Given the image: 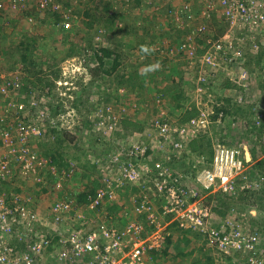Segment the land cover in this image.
I'll list each match as a JSON object with an SVG mask.
<instances>
[{
	"label": "rangeland",
	"instance_id": "1",
	"mask_svg": "<svg viewBox=\"0 0 264 264\" xmlns=\"http://www.w3.org/2000/svg\"><path fill=\"white\" fill-rule=\"evenodd\" d=\"M18 1L26 0H12V8L20 11L23 6ZM71 1L77 11L84 8V4L80 3L84 0ZM168 1L170 0H142L140 5H134L127 11L124 10V4L119 3L123 10L117 19L121 17L123 19L117 26H126L127 33L121 32L117 35L108 29L104 33L105 27L101 29L84 27L81 29H85L81 32L82 38L77 37L73 40L76 44L70 39L68 42H61L62 38L65 39L62 35L66 31L61 28L59 30V27L64 21L55 24L42 19L49 16L48 9L35 8L37 15L32 14L28 18L25 14L18 16L10 12L9 4L0 3V79H5L6 85L10 83L11 77L15 83L21 84L22 81L26 85L35 84L33 93L28 95V103L17 102L20 95L17 92H1L4 95L3 98L0 96V158L8 161L10 166L8 169L12 172L7 179L0 180V186L6 192L32 194L30 190L33 188V182L38 174L42 173L38 169L43 167L41 178L45 187L37 185L33 188L31 207L46 217L44 230L52 238L55 236L54 242L57 238V228L64 231L80 222L73 211L70 213L71 216L68 215L61 222H55L53 207L57 202H69L76 211L82 210L79 213L90 218L92 224L104 221L123 230L131 224L132 233H135L142 224L145 232L150 234L152 229L148 218L150 214L157 215L153 216L154 221L162 215L168 217L164 213L167 199L162 194L159 196L158 186L170 184L169 173L181 171L185 176L182 182L186 183L187 188L196 187L199 184L198 171L211 161L213 145L217 142L245 147L242 156L247 158L249 171L244 181L248 182L247 188L250 190L261 186L260 178L264 179V145L258 140L257 145L253 143L254 132L260 134L261 131L253 126L254 121L258 119L257 116L261 117L264 123V47H258V43L251 44L246 49V46L244 47L243 55H246L247 67L255 69L244 77L246 70L237 73L239 70L236 67L237 59L229 58V49L211 51L210 56H207L203 51L197 52L195 48L191 49L185 43H181L187 28L180 31L174 28L171 30L174 25L184 27L189 17H191L189 25L195 24L196 27L203 28L204 25H199V20L206 14L205 11L216 4L215 0H186L192 7L196 3L198 5L194 7L196 10L189 9L192 11L189 12L191 16L187 15L188 8L182 4L176 12L171 14L170 11L171 15L166 14ZM199 9L203 12H199ZM243 27L237 26V29L229 27L223 36L237 33L240 40L248 38L240 35L243 33L250 38L249 29L246 28L247 32ZM2 32L12 35L8 39H3ZM256 33H259L258 39L264 41V30H258ZM33 36L39 40V46L44 45V48L42 47L33 57V60L37 61L36 66L24 69L25 65L20 61L21 55L13 53L11 48L16 49L22 40H31ZM118 42L127 45L119 48ZM143 44L154 46L155 52L145 56L140 51ZM102 46L119 50L122 68L118 66L119 68L114 71L112 61L107 65L108 72L111 73L104 72V68L91 67L95 50ZM240 47L237 46L236 50ZM246 50H249L248 54ZM206 58L214 61H208ZM45 59L48 61H43ZM156 62L161 65L160 70L147 75L141 74L147 65ZM241 62L240 59L238 64ZM246 63L243 67H246ZM131 64L132 66L143 64L140 70L135 68L140 77L136 75L139 79L131 80L127 84L130 87L120 86L123 80L122 73L129 76L127 69ZM172 76L182 80L184 94L179 87L168 95L160 92L161 87L165 88L170 84ZM228 79L234 80L238 87L228 85ZM3 84L1 83V86ZM21 105L27 108L23 110L20 108ZM24 113L29 114L27 120L21 117ZM30 124L37 126L35 128L40 133H31L32 135L26 138L21 134V130L24 126L25 129H29ZM165 126L167 130L163 129ZM8 132L12 135L10 138L12 140L3 142V137ZM263 134L261 136H264ZM83 140L89 143L88 148L83 146L82 150L76 149L74 146ZM141 142L146 147L155 145L156 148L167 150L165 153H153L143 158L141 155L128 154L130 146L141 145ZM206 142H210V145L206 146ZM176 143L182 145L177 147ZM201 145L206 146L208 150L206 149L207 151L200 156L195 148ZM55 149L60 154L61 166L77 164V169L81 171V174L74 173L70 176L67 184L55 183V179L49 177L52 175L45 171L44 166L49 163L50 166L53 165L49 152H54ZM102 153L108 154L107 163L100 164L99 169L92 170L91 159L104 155ZM114 156L118 159H114ZM259 161L263 162V166H256ZM142 162L149 169L160 164L169 173L164 172L160 180H156L158 175L156 172L147 173L148 175L145 173L146 178L142 176L141 179L138 176L131 180L128 176L131 173L129 171L138 170L137 166ZM35 163L39 167L36 168ZM90 170L93 171L91 176L93 180H99V177L103 176L102 179L107 180L106 183H111L112 186V181H118L122 173L128 176V184L119 181L122 185L117 191L121 189L124 195L120 194L119 202L122 201L117 204V209L110 208L111 205L114 206V202L95 208L89 205L90 200L79 205L76 203L75 194L84 191L82 185L85 174L88 171L91 173ZM182 182L179 183L180 186ZM263 191H258L255 196L254 192L245 194V197L239 194L234 198L233 206L222 205L216 196L211 197L208 194L204 197V194L200 193V197L203 198L201 203L207 207L210 205L214 207L213 228L219 230L218 226L223 223L226 230H233L236 221H241L245 229L237 240L245 242V246L236 250L237 247L234 245L232 250L226 252L215 243V239L197 233L186 223L182 225L178 220L168 218L167 225L161 228L163 233L166 231L171 235L172 242H168L167 238L164 240L162 245L164 248L167 244L170 245L159 255V263L264 264ZM37 204L40 205L37 207ZM252 218L254 220H251ZM252 235L255 240L252 239ZM237 240L235 243L237 242L238 246ZM248 240L255 242L253 249H246ZM210 253H213V257ZM56 254V251L55 253L47 251L42 264H57L59 258H55Z\"/></svg>",
	"mask_w": 264,
	"mask_h": 264
},
{
	"label": "built area",
	"instance_id": "2",
	"mask_svg": "<svg viewBox=\"0 0 264 264\" xmlns=\"http://www.w3.org/2000/svg\"><path fill=\"white\" fill-rule=\"evenodd\" d=\"M178 1H181L183 7L188 8V11L192 8L186 0ZM215 1L216 4L213 7H225L224 12L231 20V29H237V26L239 27L241 24L259 27L264 22V0ZM39 3L41 8L47 9L54 2L39 0ZM53 6L56 9L61 7L57 3ZM238 38L240 37L237 33H229V35L222 36L213 42L217 47H221L223 44H220L219 41L231 45ZM206 60L213 61L208 58ZM1 90L3 93L11 91L5 83ZM35 127L37 128L34 124H30L29 129H25L26 126H24L21 134L27 138V136L32 135L31 133H40ZM163 129L167 130V126ZM11 137L10 132L6 133L3 142L12 140ZM26 141L27 139L24 140L25 143ZM181 145L180 143L175 144L177 147ZM151 147L156 148L155 145ZM146 149L145 144L134 145L128 154L141 155L143 158V156H146ZM245 149L241 146H231L221 142L215 143L212 159L207 165L199 169L197 174L199 184L192 189H185L179 185L182 174L174 177L160 164L149 169L142 162L138 164V170L132 169L129 171L131 173L128 176L131 180L138 176L141 179L142 176L146 178L147 173L154 172L158 173L157 176L155 175L156 180H160L159 178L164 172L169 173L171 177L170 184L158 186L159 196L162 194L167 199V203L164 205V213L168 217L165 218L162 215L154 221L153 216L157 215L150 214L148 218L151 221V235L145 232L142 224L141 227H136L137 231L135 233L131 232V224L125 230L106 224L104 221L96 225L92 224L90 218L79 213L82 210L76 211L69 202H57L53 207V220L55 222H61L68 215L71 216L70 213L73 211L81 223L78 222V225L68 227L64 231L57 228V238L54 242L55 236L52 238L44 230L46 217L37 209L31 207V198L14 192L8 194L0 186V264H42L47 251L53 253L56 251L55 258H59L60 262L89 257L87 264H157L150 254V250L162 247L164 240L168 237L169 233L166 231L163 233L161 228L165 224L167 225L168 218L176 219L182 225L186 223L187 226L194 228L197 233L206 234L211 239H215V243L226 252L232 250L234 245V247H237L236 250H239V247L245 246V242L241 243L237 240L242 235V231L236 228L226 230L222 224L218 226L221 230L213 228L214 212L210 209L211 207L209 208L201 203L203 198L200 197V193L204 194L205 197L208 194L236 192L247 187L249 184L244 180L247 177L249 165L246 156H242ZM114 159L118 158L114 156ZM28 164L29 162L26 163V165ZM131 166L134 167L132 163ZM8 167H10L8 161L5 158H0V180L7 179L12 172L9 171ZM128 176L122 173V177L120 176L118 181H112L114 187L111 183H106V180L105 184L98 189L96 195L90 200L89 205L95 208L119 200L120 194L117 189L122 185L119 181L128 184ZM252 239L255 240L253 235ZM235 240L238 241V246ZM246 243V249L254 248L255 242L248 240Z\"/></svg>",
	"mask_w": 264,
	"mask_h": 264
},
{
	"label": "trees",
	"instance_id": "3",
	"mask_svg": "<svg viewBox=\"0 0 264 264\" xmlns=\"http://www.w3.org/2000/svg\"><path fill=\"white\" fill-rule=\"evenodd\" d=\"M57 1L60 2L61 5L60 4L59 5L61 7L56 9L53 6V4H55V3H52V6L47 8L48 9L47 12H50L48 14L49 16L48 17L44 16V18H42V19L44 21L49 20L51 22H54L55 24H57L59 21H64L62 23V25L59 27V30L61 28V30L66 31V33H63V35H62L63 37H65V39L62 38L61 42L65 43V42H68L67 41L68 39H70L73 44H76L73 41L74 39H77V37L82 38L83 34H81V32L84 31L85 29L84 30H81V29H83L84 27H86V28H88V27H94V28L100 27V29L102 27H105L104 33L108 29L109 31L113 30V33H116L117 35L119 33H121V32L127 33L128 29H127L126 26H121V25L117 26V25H119V21L121 22L122 19H123L122 17L119 20L117 19V18H119V16L121 15L120 13L123 10L122 9V5H119V3L120 4H124V6H125L124 10L127 11L128 9L133 8L134 5H140V3L142 2V0H84V1L80 2L81 4H84V8H82V10H79L80 11L79 12L73 6L72 1L71 2H70V0H68V1L57 0ZM18 2L20 4H22V6H23V9L20 10V11H17L16 8H15L16 10L14 8H12V6H11L12 0H8V1L0 0V3L2 5L9 4L10 12H13V13H15L18 16H20L22 14H25V15H27L28 18L32 14L33 15L36 14L37 10L35 11V8L36 9L37 8H39V9L41 8L39 0H29V1L26 0L25 2H22V1L21 2L18 1ZM50 2H53V1L50 0ZM58 2H57V4H58ZM180 4H182V2L178 1V0H170V1H168L167 7H166L167 9L165 8L166 14L171 15L174 11L176 12V9H179ZM196 6H198L197 3L193 5L192 9L196 10V8H194ZM157 9L162 11V9H160V8H157ZM43 10H46V8H44ZM224 10H225V7L219 6L217 8L216 7L209 8L207 11H205L206 14H204L202 19L200 18V20H199V25H204L203 26L204 28H201L200 26L196 27L195 24H193V25L190 24L189 25L188 21L191 20V17H189V18H187L188 20L186 22V25H184V27H178V26L174 25V26H172L171 30L174 28V30L180 31V29L187 28L186 29L187 32L185 33V36L182 37L183 40H181V43H185L191 49L195 48V50L197 52H198V50L199 51L201 50L207 56H210L209 54L211 53V51H222V50L226 51V49H229L228 56H229L230 59L233 58V57H236L237 60H235V61L237 62V64H238L240 59L242 60L241 64H238V65L236 64V67L239 68L237 73L240 74L239 72H242L243 70H246V73L244 75H249V73L254 71L255 69L250 67L249 65L248 66L250 67V69H248L249 67H247V63H246V60H245L246 59V55L245 54L243 55V49H244L245 46H246L245 47V49H246L247 47H249L251 44L253 45L254 43H256V44L258 43L257 44L258 47L259 46H263L264 47L263 39L262 40H260V38L258 39L260 32L256 33V32H258L257 31L258 29H260V31H262V29L264 30V22L259 27H255V26H252V25L241 24L240 26H244L245 27V28L243 27L244 30L247 31V29H249L250 38H249L248 35H245V34L241 33L240 35L247 36L248 38H244V40H238L240 38L235 39L234 40L235 42L232 43L231 45H229V43H226L224 41H219L220 44H223V46L217 47L214 44L215 42H213V41L221 38L224 35V33L226 32V30L229 27H231V20L227 17V15L225 14ZM163 11H164V9H163ZM170 11H171V14H170ZM198 11L202 12V10L200 11V9ZM189 12H192V11H188L187 12V15L191 16L192 14H190ZM124 20H126V19H124ZM175 20L176 21H174V22L176 23L177 22V18L176 17H175ZM67 24H70V25H67ZM255 28H258V29L256 30ZM1 34H2L1 38H3V39H8L12 35V34H7V33H3V32ZM25 36H28V35L25 34ZM197 36H198V38L196 39ZM38 43H39V40L36 37L33 36V37H31V40H28V39L27 40L26 39L22 40L18 44V46L16 47L17 50L14 49L13 47L11 48L13 50V53H15V54L19 53L21 55L20 61L22 63H24V65H25L24 69L25 68L27 69V67H29V69H30V68L36 66L37 61L35 59L33 60V57L35 56L36 52L41 51L42 47L44 46V45L39 46ZM69 44H71V42H69ZM125 45H127V44L118 42V47L119 48H122ZM228 45H229V47H228ZM237 46H241V47L238 50H236ZM21 48H22V50H21ZM73 48H74V46H73ZM256 49H257V47H256ZM95 51L96 52H95V54L93 56L94 59L92 58L91 64H90V65H92L91 67L93 69H95V68H104L105 69L104 72L111 73V72H108V68H107V65L111 61H112L111 63L113 64L112 67H113L114 71L117 69L118 66L122 68V62H121L122 58H120V54L118 52L119 50H114L113 48H110L108 46L107 47L102 46V47L96 49ZM247 51H249V50H246V52ZM261 52H262V50H261ZM248 53L249 52H247V54ZM238 55H240V59L239 60H238ZM243 60H244V62H243ZM261 60H262V58L260 56L259 57V61L261 62ZM43 61H48V59L47 60L45 59ZM245 63H246V67H243V65ZM142 65L143 64H139L137 66H134V65L132 66V64H131V67L128 66L129 67V69H127L129 71L128 74H130L132 76H130V75L127 76L125 73H122L123 74V80L121 81V83L119 85L120 86H127V87L129 86L130 87V85H127V84H129L131 80H134L135 78L139 79L138 77H136V75L137 76H139V75L136 73V71H135L136 69L135 68H137V69L142 68ZM217 66L214 65V67H217ZM263 76H264V73H263ZM172 77L173 78H171L170 84L166 85L165 88L161 87L160 88V92L164 93V95H168V94H171L169 92H171V91L174 92V90L178 89V87H179L181 89L182 94H184V92H183L184 88L182 86V80L180 81L175 76H172ZM12 78L13 77H11V79H10V83L8 84V87L11 90V93L12 92H17V93L20 94L19 97H17L16 101L19 102V103H23V102L28 103V101H27L28 95L33 93V91H34L33 87H34L35 84L32 83V84H29V85L27 84L26 85L21 80H20L21 84H20V82L19 83L18 82L15 83V81H13ZM228 81H229L228 85L232 86V84H233V86H237L234 83L235 82L234 80L230 81L228 79ZM0 82L3 84L5 82V79H0ZM1 83H0V87H2ZM1 92H2V90L0 89V96L3 98L2 95H4V94H2ZM26 92H27V94H26ZM170 99L173 100V98H170ZM252 107H253V105H252ZM20 108L24 110L27 107L24 106V105H21ZM21 117H23L24 120H27L29 118V114L24 113V114L21 115ZM257 117H258V119H256L254 121V126L253 127L256 128L257 130H261V131H260V134H259V132H257V134L254 132L255 135L253 136L254 137L253 143L255 145H257L256 141L258 140V141H260L262 143V145H264V140L262 138L263 136H261L264 133V123H263L261 117H259V116H257ZM5 128H7V126ZM63 143H64V141H63ZM141 144H143V143L141 142ZM205 145L209 146L210 142H206ZM83 146L88 148L89 143L87 141L83 140L80 144H76L74 147L76 149H78V150H82V149H84ZM183 146H184V144H183ZM206 146H203V145L198 146V147L195 148V150L198 151L200 153L199 155L201 156V155H203V153H205V151L208 150V148ZM131 148H132V146H130V148H128V150H127L128 153H129ZM175 148H177V147H175ZM165 150H167V149L166 148L165 149H163V148H155L154 149L151 146H147V149L145 150V154H146V156H149V155H153V153H156V154L165 153L164 152ZM186 151H187V149H185V151H184L185 154H186ZM87 154H88V152H87ZM102 154H104V153H102ZM170 154H172V153L170 152ZM49 155L51 156V163L53 165L50 166V163H49L46 166H44V168H45V171H48V173L52 175V176H49L50 179H55V183L59 182V183H62V184H67L68 179H70V176H72L74 173L81 174V171L79 170V168L77 169V164L76 165L73 164V166L70 165V164H64V165L61 166V164H60L61 157L59 156L60 154L57 151V149H55L54 152H49ZM107 155L108 154H104V155H101V156L98 155V157L92 158L91 159V165H90V166H92L91 169L92 170H96V168L99 169L100 168V166H99L100 164L107 163V159L109 158V156H107ZM172 157H174V156H172ZM259 162H257L256 166H263V162H260V163ZM55 165H56V170H55ZM34 166L36 168L39 167L36 163H35ZM36 168H32V170H34ZM263 169H264V166H263ZM38 170L40 172H42V173L44 171L42 166ZM42 173L38 174V176L35 178V180L33 182V185H32L33 188H35V186H37V185H41L42 188L45 187V185H44L45 183H43L44 180L41 178L42 177ZM171 173L173 174L174 177H177L180 174L183 175V172H181V171L171 172ZM92 174H93V171H91V173H89V171H88L85 174L86 177H85L84 183L82 185V189H84V191H78L77 192L78 194H75V196L78 198V199L75 198L76 203L78 205L83 203V202H86L87 200H91L96 195L98 189L102 185L105 184V181L103 180L104 179L103 176H100L99 180L98 179L93 180V177L91 178ZM184 180H185V176L183 175V177H181L179 183L184 181ZM260 183H261V186L257 187L259 190L257 188H255V190H253V189L250 190L247 187H244V189L241 190V192L240 191H236V192H231V193H215V194H210L209 196H211V197L212 196L213 197L216 196L219 199L220 204H222V205H224V204L225 205L226 204L230 205L231 204L230 206H233L234 198H236L239 194H241V196L245 197V194H249V193H253L254 192L253 194L255 196L258 193V191L264 190V188H263L264 187V179H263V177L260 178ZM62 184H61V186H62ZM181 185L185 189H190L189 187L187 188V185L184 182H182ZM123 186L125 187V185H123ZM33 188H32V190H33ZM32 190H30L32 194H30V193L27 194L26 193L24 195L26 197H30L32 199V197H34V196H32L33 193H34ZM44 190H46V189L44 188ZM118 191H119V194L124 195L121 189H119ZM249 191H251V192H249ZM27 192H28V189H27ZM7 193L10 194L12 192H7ZM14 193L19 194L18 192H14ZM263 195L264 194H262V198L264 200V196ZM9 198H10V196H9ZM120 198H121V196H120ZM255 199L257 200V198H255ZM253 201H254V199H253ZM120 202H119V200H115L114 201V206L111 205L110 208L117 209L116 208V207H118L117 204H119ZM31 203H32V201H31ZM39 205L40 204H37L36 206L38 207ZM209 207H211V210L213 211V209H214L213 205H210ZM251 220H254V219L252 218ZM235 228L237 230H240V231H244V229H245L243 224L239 220L236 221ZM188 231H191V230L188 229ZM191 232H193V231H191ZM250 232L253 233V231H250ZM167 239H168V242H170V243L172 242L171 241V235H169L167 237ZM169 245L170 244H167L165 248L162 246V247L150 250V254L153 256V258L155 259L157 264H160L159 260H158L159 255L164 250H166L169 247ZM210 254L213 257V253H210ZM211 255H209L210 256L209 259H211ZM88 261H89V257H84V258H81V259H78V260L67 261L65 263L66 264H87ZM59 263L61 264L63 262H60L58 260L57 264H59Z\"/></svg>",
	"mask_w": 264,
	"mask_h": 264
},
{
	"label": "clouds",
	"instance_id": "4",
	"mask_svg": "<svg viewBox=\"0 0 264 264\" xmlns=\"http://www.w3.org/2000/svg\"><path fill=\"white\" fill-rule=\"evenodd\" d=\"M155 47L154 46H151V45H148V44H143L140 46V51L145 55V56H150L152 55V53L155 52ZM161 68V65L159 64V62H156V63H153V64H150V65H147L143 72L141 74L143 75H147L148 73H151V72H155V71H158L160 70ZM121 198H119L120 200Z\"/></svg>",
	"mask_w": 264,
	"mask_h": 264
},
{
	"label": "crops",
	"instance_id": "5",
	"mask_svg": "<svg viewBox=\"0 0 264 264\" xmlns=\"http://www.w3.org/2000/svg\"><path fill=\"white\" fill-rule=\"evenodd\" d=\"M40 212V211H39ZM41 213V212H40Z\"/></svg>",
	"mask_w": 264,
	"mask_h": 264
}]
</instances>
